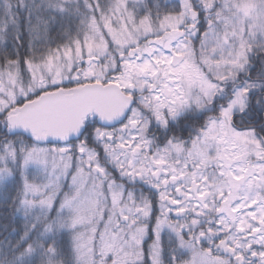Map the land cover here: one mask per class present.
I'll use <instances>...</instances> for the list:
<instances>
[{"label": "snow or ice", "instance_id": "obj_1", "mask_svg": "<svg viewBox=\"0 0 264 264\" xmlns=\"http://www.w3.org/2000/svg\"><path fill=\"white\" fill-rule=\"evenodd\" d=\"M0 45V264H264V0H0Z\"/></svg>", "mask_w": 264, "mask_h": 264}, {"label": "trees", "instance_id": "obj_2", "mask_svg": "<svg viewBox=\"0 0 264 264\" xmlns=\"http://www.w3.org/2000/svg\"><path fill=\"white\" fill-rule=\"evenodd\" d=\"M6 42L9 46V50H11L13 41L9 38ZM184 135H187V133H184ZM16 187L15 184H9L7 189H5V187L0 189V240H3L5 237L11 239V229L23 226L22 216L13 215L11 202L5 203L8 197L15 196ZM5 229H7V231Z\"/></svg>", "mask_w": 264, "mask_h": 264}, {"label": "rangeland", "instance_id": "obj_3", "mask_svg": "<svg viewBox=\"0 0 264 264\" xmlns=\"http://www.w3.org/2000/svg\"><path fill=\"white\" fill-rule=\"evenodd\" d=\"M2 188H4V186L3 185H0V189H2Z\"/></svg>", "mask_w": 264, "mask_h": 264}]
</instances>
